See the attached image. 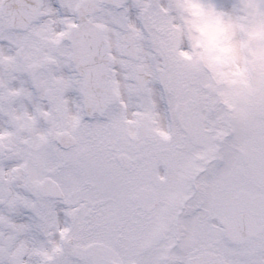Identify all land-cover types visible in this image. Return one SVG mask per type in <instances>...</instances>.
I'll return each instance as SVG.
<instances>
[{"label": "snow or ice", "instance_id": "6c2138e0", "mask_svg": "<svg viewBox=\"0 0 264 264\" xmlns=\"http://www.w3.org/2000/svg\"><path fill=\"white\" fill-rule=\"evenodd\" d=\"M0 264H264V0H0Z\"/></svg>", "mask_w": 264, "mask_h": 264}]
</instances>
